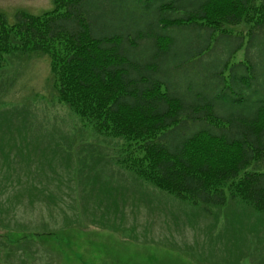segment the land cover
Segmentation results:
<instances>
[{
	"label": "trees",
	"instance_id": "16d2710c",
	"mask_svg": "<svg viewBox=\"0 0 264 264\" xmlns=\"http://www.w3.org/2000/svg\"><path fill=\"white\" fill-rule=\"evenodd\" d=\"M102 1L53 0L51 10L13 21L0 13V70L11 57L47 59L53 95L81 128L123 141L114 164L208 216L228 206L262 223L264 0H108L110 13ZM245 45L258 56L236 59ZM34 120L25 121L29 183L13 182L10 198L0 189L8 264H17L16 245L35 244V233L56 240L64 226L55 216L76 213L74 184L95 187L99 177L98 160L77 157V140L62 144L57 127ZM108 191L106 184L89 200ZM39 210L49 221L34 222ZM24 215L35 226H22Z\"/></svg>",
	"mask_w": 264,
	"mask_h": 264
},
{
	"label": "rangeland",
	"instance_id": "374dc122",
	"mask_svg": "<svg viewBox=\"0 0 264 264\" xmlns=\"http://www.w3.org/2000/svg\"><path fill=\"white\" fill-rule=\"evenodd\" d=\"M102 5L107 13L115 10L108 0H103ZM52 7V0H0V13L5 12L10 20L16 13L38 15ZM133 8L129 6L130 10ZM250 48L247 52L245 45L235 58L249 52L258 56ZM53 92L45 59L30 54L11 57L7 67L0 70V184H12V188L1 185L0 189H6L4 197L10 198L16 196V191H11L13 182L16 187L19 180L29 183L28 175H24L30 159V152L24 147L29 114L35 118V127H57L56 139L62 144L70 141L71 146L77 140L76 155L83 162L87 161L85 157H91L88 160L92 164L93 159L98 160L94 166L98 184L94 182L96 188L74 184L76 213L66 218L55 216L64 226L58 230L56 240L55 234L47 240L35 233L31 238L35 244L16 245L13 257L17 264H264V218L260 223L259 216L228 206L217 208L208 216L201 206L191 207L145 186L148 184L113 163L116 146L123 141L104 140L91 131L85 132L79 120L57 102ZM82 179H87L86 173ZM106 184L112 191L89 200L98 191H105ZM82 197L87 200L80 202ZM95 209H102L100 217H96ZM107 212L110 215L104 217ZM46 214L37 213L34 222L42 221ZM20 218L22 226H35L29 215ZM44 218L49 221L50 216ZM64 220L68 222L66 226ZM0 254V264H8L3 252Z\"/></svg>",
	"mask_w": 264,
	"mask_h": 264
}]
</instances>
